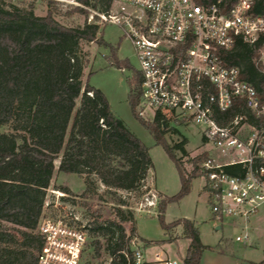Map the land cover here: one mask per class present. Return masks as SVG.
<instances>
[{
  "label": "trees",
  "instance_id": "1",
  "mask_svg": "<svg viewBox=\"0 0 264 264\" xmlns=\"http://www.w3.org/2000/svg\"><path fill=\"white\" fill-rule=\"evenodd\" d=\"M73 1V11L85 17L82 25H64L50 10L35 14L33 0H19L21 4L0 0V264L36 263L42 241L38 223L58 157L57 170L85 174L81 197L97 195L99 182L104 189L98 197L109 194L116 201L113 220L93 221L88 227L95 255L101 251L114 255L115 264H125L123 254L118 253L125 242L122 223L133 218L117 191L137 197L149 191L144 187L152 169L148 147L112 113L103 92L81 78L87 61L82 44L93 41L108 47L111 65L130 68L126 60L116 57V47L98 36L99 25L86 20L92 11L107 12L112 0ZM54 2L47 0L49 5ZM252 10L264 13V0H256ZM263 47L261 33L252 43L237 38L230 49L222 50L224 63L237 66L241 78L259 93H264V71L258 61ZM129 83L127 100L132 114L174 162L180 179L179 191L158 202L159 222L165 230L182 226L188 245L181 264H199L208 246L201 243L194 223L186 218L165 223L163 211L166 202L189 191L191 180L200 176L199 163L206 153L191 157V169L186 171L181 159L186 154L185 140L173 145L165 141L167 119L159 111L150 121L137 114V71ZM56 189L73 195L66 185ZM124 205L128 207L123 209Z\"/></svg>",
  "mask_w": 264,
  "mask_h": 264
},
{
  "label": "built area",
  "instance_id": "2",
  "mask_svg": "<svg viewBox=\"0 0 264 264\" xmlns=\"http://www.w3.org/2000/svg\"><path fill=\"white\" fill-rule=\"evenodd\" d=\"M255 1L112 0L107 12L92 11L88 20L115 24L130 41L140 76L139 116L150 109L170 121L199 124L207 145L199 173L212 219L219 227L241 221L235 241L242 244L250 241L249 219L264 208V93L224 63L222 50L264 33ZM53 194L56 201L43 203L35 264H81L89 218L64 207L72 195ZM147 245L125 229L118 253L125 264H181L179 256L159 250L148 259ZM101 252L104 264H115L114 255Z\"/></svg>",
  "mask_w": 264,
  "mask_h": 264
},
{
  "label": "rangeland",
  "instance_id": "3",
  "mask_svg": "<svg viewBox=\"0 0 264 264\" xmlns=\"http://www.w3.org/2000/svg\"><path fill=\"white\" fill-rule=\"evenodd\" d=\"M10 1L21 4L19 0ZM32 4L35 14L45 15L50 10L54 18L64 25H82L85 19L83 15L73 11V5L76 4L73 0H55L51 5L47 3V0H33ZM86 20H89V14ZM98 25V36L109 45L116 47V57L126 60L130 68H118L111 65L108 47L93 41L82 44L83 57L87 60L82 70V81L88 82L103 92L112 113L119 117L127 128L148 147L152 162V169L144 181V187H149L147 193L137 197L132 193L117 191V195L126 201L133 212V218L123 222L122 226L129 232L134 227L135 234L142 241L149 242L145 250L148 259L153 258L155 250L166 252L170 256L181 257L188 245V240L182 236V226L179 224L165 230L159 222L157 208L160 199L172 197L179 191L180 179L177 168L162 146L155 144L149 130L131 112L127 95L129 82L138 70V62L130 41L124 38L119 26L104 22H99ZM258 61L263 65L264 47L260 50ZM78 105L79 98L76 99V106ZM142 118L152 120L153 111L146 109ZM1 129L4 130V128ZM164 139L169 145L185 140L186 154L181 156V159L182 167L186 171L191 169L189 159L207 148L200 126L195 121L183 123L167 120V125L164 127ZM175 154L177 157L181 155L178 151ZM58 159L59 157L54 161L55 170L50 186L46 190L45 200L49 203L56 201L53 192L58 190L56 186L63 184L69 187L73 194L72 203L64 207L74 209L81 219L89 218L90 223L113 220V207L116 201L109 194H103L102 198L98 197L103 193V185L98 182L97 195L81 197L85 174L57 170ZM90 177L93 178L92 175ZM202 184V178L197 176L191 180L189 191L185 195L177 200L166 202L163 211L164 222L170 223L186 218L194 223L201 243L208 246L201 253L199 264H264V208L249 219L250 241L242 244L235 241V235L243 229L241 221H235L233 225L223 224L220 229H215L216 223L212 219L208 202L202 191ZM127 205L122 208L126 209ZM42 215H44V209ZM91 241L90 237L83 251L81 264H104L103 252L95 255Z\"/></svg>",
  "mask_w": 264,
  "mask_h": 264
},
{
  "label": "crops",
  "instance_id": "4",
  "mask_svg": "<svg viewBox=\"0 0 264 264\" xmlns=\"http://www.w3.org/2000/svg\"><path fill=\"white\" fill-rule=\"evenodd\" d=\"M217 227V225L215 226V229H220L221 227H219V228H216Z\"/></svg>",
  "mask_w": 264,
  "mask_h": 264
},
{
  "label": "water",
  "instance_id": "5",
  "mask_svg": "<svg viewBox=\"0 0 264 264\" xmlns=\"http://www.w3.org/2000/svg\"><path fill=\"white\" fill-rule=\"evenodd\" d=\"M216 228H219V226H217Z\"/></svg>",
  "mask_w": 264,
  "mask_h": 264
}]
</instances>
